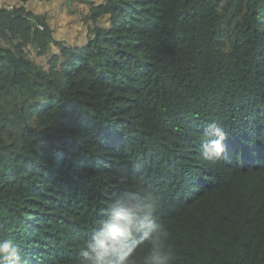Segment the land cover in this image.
<instances>
[{"label":"trees","instance_id":"16d2710c","mask_svg":"<svg viewBox=\"0 0 264 264\" xmlns=\"http://www.w3.org/2000/svg\"><path fill=\"white\" fill-rule=\"evenodd\" d=\"M84 20L86 44L65 47L42 16L0 8V238L26 264H80L115 198L136 193L170 233V264H264V0H104ZM51 43L45 70L25 46ZM213 122L225 159L210 166Z\"/></svg>","mask_w":264,"mask_h":264},{"label":"clouds","instance_id":"9594fccd","mask_svg":"<svg viewBox=\"0 0 264 264\" xmlns=\"http://www.w3.org/2000/svg\"><path fill=\"white\" fill-rule=\"evenodd\" d=\"M225 139L220 124L208 125L199 150L210 166L225 159ZM169 237L168 229L158 223L152 199L136 193L118 195L77 252L80 264H136L137 251L144 245L147 264H170ZM0 264H26L14 239L0 238Z\"/></svg>","mask_w":264,"mask_h":264},{"label":"rangeland","instance_id":"374dc122","mask_svg":"<svg viewBox=\"0 0 264 264\" xmlns=\"http://www.w3.org/2000/svg\"><path fill=\"white\" fill-rule=\"evenodd\" d=\"M92 2L97 4L101 0H92ZM90 5L91 3L88 1L82 3L80 0H29L26 7L30 10V13L43 16V19L48 22L55 34L59 35L60 41L65 45H77L85 43V37L88 36V32L86 33L87 22L83 19ZM222 5L223 3L220 4V7ZM220 10L224 13L222 8ZM227 17L229 15L226 11L223 14V27L226 34L230 28L227 23ZM98 24L108 27L109 15L101 16L98 19ZM68 36L71 37V40L67 39ZM25 50L29 58L35 63L42 65L45 69L48 68V57L50 55H40L38 49L32 45L25 46Z\"/></svg>","mask_w":264,"mask_h":264},{"label":"crops","instance_id":"0c3cea01","mask_svg":"<svg viewBox=\"0 0 264 264\" xmlns=\"http://www.w3.org/2000/svg\"><path fill=\"white\" fill-rule=\"evenodd\" d=\"M28 1L29 0H27L26 2H22L21 0H0V8H4L5 6L6 7H8V9H13V10H16V9H20V8H24V10L26 11V12H30V10L29 9H27V7H26V5L28 4ZM82 3H86V1H88L89 3H91V5L89 6V9H88V11H87V13L89 12V10H90V8L91 7H94V6H98V5H101V4H103V2H104V0H101V2H99V3H97V4H93V2H92V0H80ZM86 13V14H87ZM85 14V15H86ZM35 15V14H34ZM104 16V15H103ZM42 19H43V16H42ZM84 20V19H83ZM85 22H87V31H86V33L88 32V29H89V27L90 26H92V22L90 21V20H84ZM44 23L50 28V30H51V36H52V38H53V40H55V41H60V37H59V35H56L55 34V32L52 30V28L50 27V25L48 24V22H46V20H44ZM97 25H99V26H102V25H100V24H98V20H97ZM102 27H106V26H102ZM91 35H90V33L88 32V36H86L85 37V39H86V41H85V43H82V44H75V45H65L62 41H60L65 47H68V46H72V47H82V46H84L85 44H86V42L88 41V38L90 37ZM71 37H67V39L68 40H71L70 39ZM62 40H65V39H62ZM28 45H30V44H28ZM26 51V50H25ZM53 54H55V55H59V49L53 44V43H51L50 44V53L49 54H46V55H53ZM50 57V56H49ZM49 57H48V59H49ZM37 64V63H36ZM37 65H39V66H41L43 69H45L42 65H40V64H37ZM48 67H49V65H48ZM48 69V68H47ZM47 69H45V70H47Z\"/></svg>","mask_w":264,"mask_h":264},{"label":"built area","instance_id":"2783aa9c","mask_svg":"<svg viewBox=\"0 0 264 264\" xmlns=\"http://www.w3.org/2000/svg\"><path fill=\"white\" fill-rule=\"evenodd\" d=\"M38 27H39L40 29H42V27H41L40 25H38Z\"/></svg>","mask_w":264,"mask_h":264},{"label":"water","instance_id":"95a60500","mask_svg":"<svg viewBox=\"0 0 264 264\" xmlns=\"http://www.w3.org/2000/svg\"><path fill=\"white\" fill-rule=\"evenodd\" d=\"M4 8H5V9H8V7H6V6H5Z\"/></svg>","mask_w":264,"mask_h":264}]
</instances>
